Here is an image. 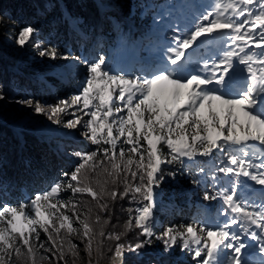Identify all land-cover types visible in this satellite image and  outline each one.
I'll list each match as a JSON object with an SVG mask.
<instances>
[{"label": "snow or ice", "instance_id": "6c2138e0", "mask_svg": "<svg viewBox=\"0 0 264 264\" xmlns=\"http://www.w3.org/2000/svg\"><path fill=\"white\" fill-rule=\"evenodd\" d=\"M35 33L33 26H23L15 42L39 48ZM217 39L222 46L204 55V46ZM39 55L69 59L56 49ZM75 59L85 74L78 94L53 105L28 98L17 102L36 113L47 111L55 124L79 126L96 147L73 153L79 162L62 174L67 181H55L27 202L0 204V264H69V258L76 264L80 246L72 237L83 244L88 264L106 258L124 264L126 251L137 252L152 242L154 189L164 179L162 165H183L182 158L196 157L219 160L212 179L221 186L215 189L214 183L203 199L220 200L222 219L212 225L165 227L157 237L164 250L179 246L194 264H249L243 251L249 247L247 237L264 253V202L256 204L245 195L248 181L264 186V0H216L174 35L172 46L141 75L114 73L103 56ZM65 114L72 118L65 121ZM199 171L207 176L204 168ZM66 192L87 194L100 212L109 210V201L125 198L136 207L128 209L123 231L106 233L109 221L101 224L96 215L90 223L88 202L64 199ZM83 207L87 211L79 210ZM94 224L100 225L98 231ZM135 229L145 239L121 242ZM104 239L116 241L114 248L105 250Z\"/></svg>", "mask_w": 264, "mask_h": 264}, {"label": "rangeland", "instance_id": "374dc122", "mask_svg": "<svg viewBox=\"0 0 264 264\" xmlns=\"http://www.w3.org/2000/svg\"><path fill=\"white\" fill-rule=\"evenodd\" d=\"M58 1L60 2L58 5H65V3L61 2V0H56L55 7H53V9L57 8V11ZM115 1H117V3L116 5H113L112 2ZM143 1L149 2L150 0H142L138 3V6L130 9V16H136L140 22V24H134V28L132 30V19L131 17H129L130 19L126 18L125 12L122 10L123 0H104L102 3H98L99 0H95L98 4L96 5L97 16L95 18L97 21L93 25L95 26L100 22V29H98L99 26L97 29H95L92 25L85 26L87 28L85 31H88L92 36L94 34L97 35L94 51L91 50L92 42L86 39L89 37V34L83 29L81 30V22H79L80 25L76 26L78 28L76 31L70 25L71 23L75 24L73 21L75 16L73 17L70 14H67L64 17L66 32L69 33V35L65 32L64 24L60 21L59 16L54 17L53 14L46 20L48 21V28L59 29L58 33L51 31L53 34L51 39L52 41H47L46 33L36 30L35 38L39 41V48L33 47L31 44L25 47L19 46L15 42L16 34L23 26H29L28 23L30 21L29 19H23L25 16L19 15V13L16 12L17 10L20 11L22 8L21 0L0 1V15L5 18L2 23H0V26H2V28L9 27L6 34L0 33V44L4 46V43L8 41L10 45L15 46L12 50L13 53L18 54L19 56V60L17 62L10 63L3 61L0 58V63L7 67L8 70L18 72L23 78L20 83L17 82L13 84L15 89L12 90L11 87H5V84L2 82V74L0 73V92H2L5 96L4 100H0V119L2 121H9L15 131L21 132L22 130H29L37 134L40 139V143L32 149L35 150L34 156H30L29 158L26 157V160L28 161L23 160L19 164L17 163L18 167L10 181L8 180L7 182H4L0 177V204L9 203L15 205L21 202H27L35 194L47 190L55 181L60 179L67 181L68 178L63 177L62 174L64 172H71L74 170V167L79 162V158L75 157L73 153L76 151L83 152L86 151L88 147L95 146L81 135L83 129L79 126L77 128H66L63 124H55L53 120L48 118L47 111L44 114L36 113L33 108L17 102L21 99L28 98L33 99L34 101H39L45 105H53L60 99H68L69 97L78 94L81 89L83 77L85 75L82 71L84 67L83 64L81 67L75 68L74 73L71 74V76H67V79L61 78V81H55L54 84H51L52 87H43V83H45V86L49 85V82L45 81V77H48L49 74H51L49 72L46 73L45 69L53 68L61 62L53 60L50 56H40L39 52L45 49H56L58 54L70 53L71 55H79L81 58L86 57L90 60L103 56L108 68L118 74V71L115 70L117 63L116 51H118L119 47L120 49H124L126 45L121 43L122 39L118 33L119 26L117 24L114 27L111 26L105 18L106 15H116L120 20L119 24H123L124 26L126 25L127 28L125 29V32L129 34V37L133 39L135 36H133L132 33L137 31L138 34L141 35L142 38L140 40L141 43H143V39L147 37L151 38L152 32L161 23H163L162 17H164L169 11L178 9L181 0H167L166 5L162 6L160 9L158 8V5H152L151 7L148 3L143 5ZM183 1L186 2L187 5L191 4L190 0ZM149 7L153 10L159 9L160 11L147 19L149 12H147L146 9H149ZM13 9L14 11L9 13L10 10ZM36 12L37 13L34 14L38 15V11ZM181 14H183V11H181ZM67 21L70 23L68 24ZM169 22L170 26L169 23L168 26L171 27L172 21ZM92 29L94 32L90 31ZM126 30H128V32ZM78 31H80L79 34ZM77 43L84 44L78 45ZM31 64L34 71H24L25 67L31 69L32 67H29ZM150 64L153 66L154 63L151 62ZM37 75H42V77L38 78ZM49 79L51 80V78ZM14 81L15 78L10 76L9 84L12 85ZM74 110L75 109H70L69 112ZM77 115H82V113L78 112ZM70 118L72 117L68 114L63 116L65 121ZM88 118L89 117H84L85 120ZM18 132V142L11 145L0 155V167L2 168H4V164L9 162V156H16L17 160L20 161V156L27 151L29 152V149L26 146L27 144ZM1 150L2 147L0 146V152ZM217 155H219V153H217ZM182 159L184 166L183 169L182 166L179 167V162L162 165V168L164 169L166 166L174 168L175 175L183 172V170L187 168L186 166L196 170L201 174L203 179L202 191H195V193L190 196L191 200L185 202L183 205H179L176 204V200L174 198L175 195L166 194L160 186L155 188L154 191L157 195L155 197V226L153 229L154 236L152 238H155L158 242L156 249L158 254H168L173 256L175 263L194 264L191 254L187 252V250H182L179 246H176L173 249L165 251L163 241L157 239V237L161 234L165 227H179V225L187 223H193L196 225H212L222 219V217L218 215L220 206L218 200L206 201L203 199L205 191L211 193L214 190V183L215 189H219L221 186L212 179L213 164L215 163L218 165L219 160L213 162V160L208 157H196L195 161H189L187 158ZM30 166L33 167V169H31ZM176 168L178 169L176 170ZM200 168L205 169V172L207 173L206 177L205 173L199 171ZM218 175L224 180L227 179L222 173H219ZM181 192L184 195L186 191L181 190ZM61 195L64 199L72 197L70 192L62 193ZM197 208L204 209V211L201 210L199 212ZM217 216L220 217L219 220H214L213 222L212 219ZM41 239H46V237L42 234ZM72 239L80 246V253L83 254L85 258V264H88V257L83 250V244L80 239L78 237H72ZM140 256L141 252H139V250L137 252L126 251L124 253V264H128V260L137 261L140 259ZM39 264H49V261H39ZM100 264H119V261L110 260L105 263L104 260H102Z\"/></svg>", "mask_w": 264, "mask_h": 264}, {"label": "trees", "instance_id": "16d2710c", "mask_svg": "<svg viewBox=\"0 0 264 264\" xmlns=\"http://www.w3.org/2000/svg\"><path fill=\"white\" fill-rule=\"evenodd\" d=\"M63 1L66 3L70 12L72 13L73 16H75V18L82 19L88 24H92L97 21L95 20L97 16V8L93 4V0H63ZM140 1L142 0H123L122 10L125 12L126 17H130L131 7L138 6V3H140ZM21 3H22L21 10L20 11L17 10L16 12L19 13V15H24L25 18L23 19L25 20L29 19L30 22L28 23V25L33 26L36 30H40L41 32L46 33L47 41H52L51 39L53 34L51 31L58 33L59 29L48 28V26L46 25L47 24L46 20L57 11V8L53 9V7H55L56 0H21ZM150 3H152V5H158L159 6L158 8L160 9L162 6L166 5L167 0H150ZM145 4L146 2L143 1V5ZM159 9L157 10L155 9L156 11L151 9H146L147 12H149L148 17L154 16L157 12L160 11ZM13 11L14 9L10 10L9 13ZM36 11H38L39 13L38 15L34 14L37 13ZM105 18L108 20L109 23H117V25L119 26L118 33L122 39V42L124 44L131 45L132 40L129 38V34L125 32V29L127 28L126 25L124 26L123 24L122 25L119 24L120 20L116 15L107 14ZM4 19L5 18L2 15H0V23H2ZM132 21L135 22L136 24L138 23L140 24L138 18L134 15L132 16ZM8 29L9 27L2 28V26H0V33L6 34ZM126 31L128 32V30ZM136 38L140 40L142 37L140 34H136ZM13 48H15V46L10 45L8 41L4 43V46L0 44V58L3 61L10 63L17 62L19 60V56L18 54L13 53L12 51ZM29 67L32 68L30 69L28 67H25L24 71L26 72L34 71L32 64ZM0 73L2 74V82L5 84V87H9V88L11 87L12 90L15 89L13 84L17 82L20 83L23 80V78L18 72L8 70L7 67H5L2 63H0ZM10 76L15 78V81L12 83V85L9 84ZM17 132L18 131L14 130V128L11 126L9 121L6 120L2 121L0 119V146L2 147L0 155L11 145L16 144L18 142L19 136L17 135ZM18 134H21L22 139L27 144L26 146L29 149V152L27 151L26 153H23L22 156H20L21 157L20 161L17 160L16 156L15 157L12 155L9 156L8 158L9 162L3 165L6 170L0 167V177L4 182H7L8 180L10 181V179L13 178L14 172L21 161L23 160L28 161L26 160L27 156H34L35 150L32 149H34V147L38 145V143H40L39 136L32 131L22 130L21 132H18ZM95 147L96 146L88 147L86 151L90 149H94ZM180 166H182V169L184 168L183 165L179 164V167ZM186 167L187 168L183 170V172L175 175L174 173L175 169L166 166L163 169L164 179L161 181L159 185L166 194L175 195L174 198L176 200V204L179 205L180 204L183 205L185 202L191 200L190 196L193 195L195 191H202L203 179L201 174L198 173L196 170L191 169L188 166ZM30 168L33 169V167L31 166ZM177 169L178 168H176V170ZM169 173L172 174L170 175ZM181 190L186 191L184 195L182 194ZM73 198L81 202H85V201L88 202V207L92 208V213L90 214V223L95 221L96 215H100L102 217L101 224H103V220L105 219L109 221V223L104 226L106 233L123 231L124 222L127 220L129 215L128 209L136 207V205L130 202L128 198H125L124 200L118 199L116 201H109V210L107 212H100V210L95 206V202H93L91 200V197L88 196L87 194L84 195L77 194ZM79 210L87 211V207L80 208ZM134 214L135 213H133V215ZM93 226L97 231L99 230L100 225L94 224ZM138 231H139L138 229H135L129 232L126 236L122 237L121 242L127 245V244H135L136 242L145 239L144 237L138 235ZM151 240H152L151 244H147L143 248L139 249V252H141L140 259H138L137 261L128 260L127 263L128 264H180V263H175L174 257L171 255L158 254L156 250L158 242L155 238H151ZM115 243L116 241L114 240L104 239V249L107 250L110 246L114 248ZM107 255L108 257H111L112 253L108 252ZM110 260L111 259L106 258L104 259V262L107 263ZM85 263H86L85 258L83 254H81V258L76 260V264H85ZM69 264H72V260L70 258H69Z\"/></svg>", "mask_w": 264, "mask_h": 264}, {"label": "bare ground", "instance_id": "6f19581e", "mask_svg": "<svg viewBox=\"0 0 264 264\" xmlns=\"http://www.w3.org/2000/svg\"><path fill=\"white\" fill-rule=\"evenodd\" d=\"M74 17V16H73ZM74 19H77V18H75L74 17ZM79 22H81V25H83V21L82 20H79ZM78 22V24L77 25H80V23ZM87 29V28H86ZM65 32H66V26H65ZM84 30V29H83ZM94 32V31H93ZM67 33V32H66ZM68 35H69V33H67ZM79 34V33H78ZM89 34V33H88ZM89 37H87L86 39H88L90 42H92V47H91V50L92 51H94L95 50V44H96V40H97V38H96V36L97 35H91V34H89L88 35ZM166 37H164V39H165ZM85 41V40H84ZM144 55L142 54V52H139V54H138V58H141V57H143ZM159 61V58L158 57H155V58H153L150 62H147V61H139V59L136 61V64H135V68H141V69H145V68H148V67H150L151 66V62L152 63H154L153 65H155L157 62ZM66 73V72H65ZM71 76V74L70 73H66L65 75H63V76H65V77H67V76ZM249 188H251V186H249ZM250 193V190H246L245 191V194H249Z\"/></svg>", "mask_w": 264, "mask_h": 264}]
</instances>
